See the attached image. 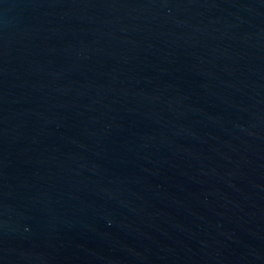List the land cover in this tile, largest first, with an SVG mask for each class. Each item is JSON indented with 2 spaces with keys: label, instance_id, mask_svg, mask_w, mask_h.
Returning <instances> with one entry per match:
<instances>
[{
  "label": "water",
  "instance_id": "water-1",
  "mask_svg": "<svg viewBox=\"0 0 264 264\" xmlns=\"http://www.w3.org/2000/svg\"><path fill=\"white\" fill-rule=\"evenodd\" d=\"M0 264H264V0H0Z\"/></svg>",
  "mask_w": 264,
  "mask_h": 264
}]
</instances>
